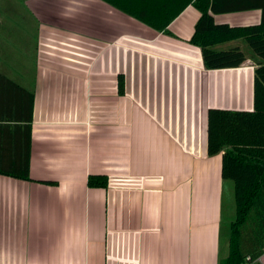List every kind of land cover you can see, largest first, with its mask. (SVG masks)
<instances>
[{
	"label": "crops",
	"instance_id": "1",
	"mask_svg": "<svg viewBox=\"0 0 264 264\" xmlns=\"http://www.w3.org/2000/svg\"><path fill=\"white\" fill-rule=\"evenodd\" d=\"M16 1L32 25L29 54L0 63V127L18 148L32 92L30 181L0 175V264H219L233 184L222 153L207 155L206 116L253 110L246 45L217 47H239V67L207 70L189 43L191 5L161 33L102 0ZM260 19L259 9L214 15L229 26ZM1 33L21 41L19 28ZM89 176L107 186L88 187Z\"/></svg>",
	"mask_w": 264,
	"mask_h": 264
},
{
	"label": "trees",
	"instance_id": "2",
	"mask_svg": "<svg viewBox=\"0 0 264 264\" xmlns=\"http://www.w3.org/2000/svg\"><path fill=\"white\" fill-rule=\"evenodd\" d=\"M119 12L156 32L166 33L170 23L189 5L200 14L189 43L199 48L205 69L237 68L247 59L239 47L218 50L219 45L241 41L256 59L253 80V110L207 111L206 152L221 155V178L233 184L234 216L223 223L220 240L227 252L219 264H260L264 254V0H102ZM259 9L260 23L229 26L216 23L214 15ZM0 79L5 80L1 74ZM118 92L123 94V80L118 76ZM29 97V116L19 140L5 137L0 127V175L30 181V123L33 93ZM8 145V148L5 147ZM8 152L7 160L4 153ZM53 184L51 182H42ZM87 186L105 188L107 178L89 176Z\"/></svg>",
	"mask_w": 264,
	"mask_h": 264
},
{
	"label": "rangeland",
	"instance_id": "3",
	"mask_svg": "<svg viewBox=\"0 0 264 264\" xmlns=\"http://www.w3.org/2000/svg\"><path fill=\"white\" fill-rule=\"evenodd\" d=\"M23 8V9H22ZM19 13L23 15V19L19 16ZM4 14H7L8 17L6 19H0V21L3 23L2 26H0V29L4 28H19L22 36L17 35L21 39L20 42L13 41L11 35H6L4 33L0 34V63L3 60L2 58L5 57L9 60V62L12 64L14 63L13 58L18 56V59H22L24 57V60H27V56L29 52H25V48H22L21 46L22 39L25 37V35L28 34V29L30 31V28H32V25L30 24V20L26 16V13L24 11V7L22 6L21 2H18L16 0H0V16H3ZM14 15V18H13ZM17 15L19 18H17ZM245 46V45H244ZM246 48V46H245ZM21 49L23 51L21 52ZM247 49V48H246ZM234 200L233 195H226L224 197V221L227 223L229 221V217H233L234 213ZM231 217V218H232Z\"/></svg>",
	"mask_w": 264,
	"mask_h": 264
},
{
	"label": "built area",
	"instance_id": "4",
	"mask_svg": "<svg viewBox=\"0 0 264 264\" xmlns=\"http://www.w3.org/2000/svg\"><path fill=\"white\" fill-rule=\"evenodd\" d=\"M258 260H259V259H258ZM250 263H251L250 258L247 257V258L245 259V261H244L243 263H241V264H250Z\"/></svg>",
	"mask_w": 264,
	"mask_h": 264
}]
</instances>
